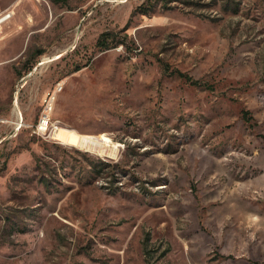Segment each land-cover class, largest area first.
<instances>
[{"label": "rangeland", "instance_id": "374dc122", "mask_svg": "<svg viewBox=\"0 0 264 264\" xmlns=\"http://www.w3.org/2000/svg\"><path fill=\"white\" fill-rule=\"evenodd\" d=\"M5 14L0 264H264V0H0ZM58 82L59 129L38 131Z\"/></svg>", "mask_w": 264, "mask_h": 264}, {"label": "built area", "instance_id": "2783aa9c", "mask_svg": "<svg viewBox=\"0 0 264 264\" xmlns=\"http://www.w3.org/2000/svg\"><path fill=\"white\" fill-rule=\"evenodd\" d=\"M4 16H11V14H5ZM63 88H64L63 83L58 82L55 85L54 89L51 92H49L47 97L45 98L46 106L37 124L38 131L46 132L48 129H51V128H53V131L57 129L58 126L54 125L52 122L51 113L53 110V103L57 97V94L61 92Z\"/></svg>", "mask_w": 264, "mask_h": 264}, {"label": "bare ground", "instance_id": "6f19581e", "mask_svg": "<svg viewBox=\"0 0 264 264\" xmlns=\"http://www.w3.org/2000/svg\"><path fill=\"white\" fill-rule=\"evenodd\" d=\"M8 17H10V16L1 17L0 18V23L3 22L4 20H6ZM53 58H56V57H53ZM49 61H50L49 59H45L43 61V63H46V62H49ZM58 129H59V126L57 127L56 130H58ZM56 138H57V140H59L60 142H62L64 144H70V145H74V146L84 145L86 147L92 146L93 149H100V146H98V144L102 143L103 140L104 141L107 140L109 142V138H107V137L106 138H103V137H97L96 138V137H91V136H87V135H84L80 139L75 140V139H72L66 133H58V134H56ZM107 141H106V143H107ZM109 145H110V149L114 148L111 143Z\"/></svg>", "mask_w": 264, "mask_h": 264}, {"label": "trees", "instance_id": "16d2710c", "mask_svg": "<svg viewBox=\"0 0 264 264\" xmlns=\"http://www.w3.org/2000/svg\"><path fill=\"white\" fill-rule=\"evenodd\" d=\"M54 1H60V0H54ZM114 39H115V36L114 35H111L110 32H103L99 36V38L97 39V45L100 46L101 48H108V47H110L113 44L112 41ZM115 42H116L115 43L116 45L117 44H123L124 43V41H122V40H116ZM177 74L188 77V75H186L185 73H183L181 71H177ZM192 82L194 84H197V85H200L201 84L197 80H192Z\"/></svg>", "mask_w": 264, "mask_h": 264}]
</instances>
